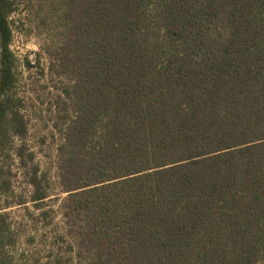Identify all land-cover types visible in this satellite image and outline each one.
Returning <instances> with one entry per match:
<instances>
[{"label":"trees","instance_id":"1","mask_svg":"<svg viewBox=\"0 0 264 264\" xmlns=\"http://www.w3.org/2000/svg\"><path fill=\"white\" fill-rule=\"evenodd\" d=\"M45 3L60 31L52 65L69 81L58 176L79 259L264 264V0ZM15 7L0 0V147L27 131ZM15 155L26 165L23 145ZM33 156L37 203L49 191ZM1 205L0 264H16Z\"/></svg>","mask_w":264,"mask_h":264},{"label":"rangeland","instance_id":"2","mask_svg":"<svg viewBox=\"0 0 264 264\" xmlns=\"http://www.w3.org/2000/svg\"><path fill=\"white\" fill-rule=\"evenodd\" d=\"M45 4V0H15V10L9 15L10 48L15 56L13 94L27 131L0 147V175L11 185L7 194L0 190V205H9L2 210L7 221L5 248L16 264H85L76 255L74 238L61 210L66 192L59 183L58 146L66 112L63 87L69 81L52 65L60 31ZM19 145H23L26 165L19 164L21 159L15 155ZM30 151L39 172L47 177L49 191V196L37 203L29 199ZM19 199L26 202L18 203Z\"/></svg>","mask_w":264,"mask_h":264}]
</instances>
